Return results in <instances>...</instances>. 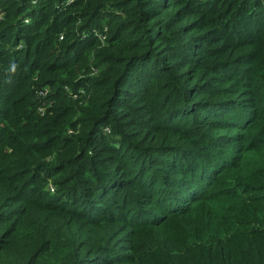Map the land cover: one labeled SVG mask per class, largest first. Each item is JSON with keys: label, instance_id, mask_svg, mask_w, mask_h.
I'll return each mask as SVG.
<instances>
[{"label": "trees", "instance_id": "obj_1", "mask_svg": "<svg viewBox=\"0 0 264 264\" xmlns=\"http://www.w3.org/2000/svg\"><path fill=\"white\" fill-rule=\"evenodd\" d=\"M0 264H264V1L0 0Z\"/></svg>", "mask_w": 264, "mask_h": 264}, {"label": "built area", "instance_id": "obj_2", "mask_svg": "<svg viewBox=\"0 0 264 264\" xmlns=\"http://www.w3.org/2000/svg\"><path fill=\"white\" fill-rule=\"evenodd\" d=\"M262 1H264V0H262ZM45 91H46V88H45ZM39 111H41V112H42V111H43V109H40Z\"/></svg>", "mask_w": 264, "mask_h": 264}]
</instances>
